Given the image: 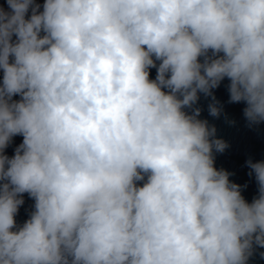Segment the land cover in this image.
Wrapping results in <instances>:
<instances>
[{"label": "clouds", "instance_id": "obj_1", "mask_svg": "<svg viewBox=\"0 0 264 264\" xmlns=\"http://www.w3.org/2000/svg\"><path fill=\"white\" fill-rule=\"evenodd\" d=\"M0 6V264L264 259V160L249 203L217 154L264 124V0H6ZM156 69L154 79L150 70ZM19 99H14V97ZM22 136L14 155L6 154ZM34 201L22 224L24 194Z\"/></svg>", "mask_w": 264, "mask_h": 264}, {"label": "water", "instance_id": "obj_2", "mask_svg": "<svg viewBox=\"0 0 264 264\" xmlns=\"http://www.w3.org/2000/svg\"><path fill=\"white\" fill-rule=\"evenodd\" d=\"M37 2L43 4L44 0H37ZM0 6H3L7 10L6 0H0ZM156 76V69L150 70V78L154 79ZM0 79H2V71H0ZM227 80L222 82L220 88L215 90L217 98L224 104L225 112L229 119L236 120L234 126L225 122V118L222 115L219 119H215L209 116L207 111V101L203 98L200 101V106L204 111L201 114V118L208 119L210 123L215 124L217 127V137L223 138L230 144V147L223 153L217 154L215 160V166L217 168H224L229 172H233L234 175L230 179L240 185L247 184V188L242 191V195L250 203L253 197L257 194V185L254 177H249V169L246 166V160L251 157L254 161L264 160V124L260 125V131L250 130L245 126V120L243 118L242 109L244 104H229L228 93L225 85ZM19 99V97H14ZM23 140L22 136H16L13 138V142L6 149L8 156L14 155V149ZM25 203L19 209L16 216L18 224H22L28 219V214L32 210L34 201L29 196L24 194ZM264 251V249H260ZM250 264H264V259H261L259 255H256L250 261Z\"/></svg>", "mask_w": 264, "mask_h": 264}]
</instances>
